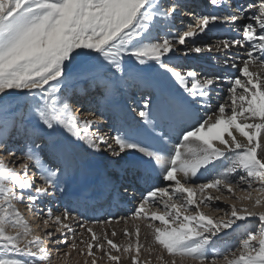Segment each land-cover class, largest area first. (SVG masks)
I'll return each mask as SVG.
<instances>
[{"label":"snow or ice","instance_id":"snow-or-ice-1","mask_svg":"<svg viewBox=\"0 0 264 264\" xmlns=\"http://www.w3.org/2000/svg\"><path fill=\"white\" fill-rule=\"evenodd\" d=\"M74 253L264 264V0H0V264Z\"/></svg>","mask_w":264,"mask_h":264},{"label":"bare ground","instance_id":"bare-ground-1","mask_svg":"<svg viewBox=\"0 0 264 264\" xmlns=\"http://www.w3.org/2000/svg\"><path fill=\"white\" fill-rule=\"evenodd\" d=\"M201 63H203L202 61H201ZM206 66V65H205ZM226 88H227V86L226 85H224V86H221V88H220V95L221 96H224L225 95V93H226ZM137 98H138V96H137ZM130 99H126L125 101H124V103H127V101H129ZM131 101V100H130ZM73 189H74V186H73ZM136 195L137 196H139V192H137L136 193ZM135 201H131V202H129L128 200H121L120 202H119V205H118V207H114V208H112L111 209V211L114 213V214H117L118 216H120V217H125V218H127L128 217V214H130L131 213V211L132 210H130V207L131 206H135ZM218 203V202H217ZM60 204H61V206H62V204H63V198H61V200H60ZM219 204V203H218ZM105 207H107V206H105ZM26 209H24V208H22V211H25ZM151 212V211H150ZM149 212V213H150ZM159 214V213H158ZM25 215H26V218L27 219H29L30 218V222H33V227L35 228L36 227V222L39 220V218L36 216V214L34 213V212H30V211H25ZM101 216L103 215V212H101V214H100ZM136 221H139L138 219L136 220ZM135 221V223H137ZM131 221H129V225L128 226H130L131 227ZM140 224V223H139ZM42 226V225H41ZM116 227L117 228H122V227H124V224H123V222H121V224L120 225H116ZM78 231L79 232H82L83 230H80V229H78ZM84 236H87L86 234L84 235ZM83 236V237H84ZM73 256V261L70 263V264H82V262H83V258H81L79 255H76L75 253H74V255H72Z\"/></svg>","mask_w":264,"mask_h":264},{"label":"rangeland","instance_id":"rangeland-1","mask_svg":"<svg viewBox=\"0 0 264 264\" xmlns=\"http://www.w3.org/2000/svg\"><path fill=\"white\" fill-rule=\"evenodd\" d=\"M127 104H129V105H131V101L129 100V101H127ZM73 186H74V189H76V188H78L79 187V183L78 182H76V183H74L73 184ZM239 194V193H238ZM229 194L227 193V192H225L224 194H223V196H228ZM219 203V206L221 207V208H225L227 205H226V203L224 202V200H223V198H222V200L221 201H219L218 202ZM134 208V206H131L130 207V210H132ZM26 211V210H25ZM25 211H24V213H25ZM145 211H147V212H153V211H157L158 212V209L156 208V207H153V206H151V205H149V206H146V208H145ZM204 211H209L208 209H204ZM159 213V212H158ZM217 215H222V213H217ZM26 216V215H25ZM29 221H30V218L28 219ZM139 221H136L138 224L140 223V225H141V237H142V240H143V236H144V231H145V225H144V222L142 221V220H140V219H138ZM156 224H159V222H155ZM129 228H131L130 226H129ZM84 239H87L88 237L87 236H84L83 237ZM226 240H228L230 243H235L236 241H235V238H234V236H229V237H226L225 238ZM123 240H124V237H122V236H118L117 238H116V242H118V243H120V242H123ZM74 255V254H73ZM81 257V256H80ZM81 258H83V257H81ZM84 259V258H83ZM73 261V256H70L69 257V264L71 263Z\"/></svg>","mask_w":264,"mask_h":264}]
</instances>
